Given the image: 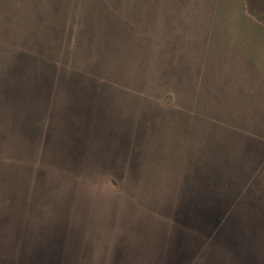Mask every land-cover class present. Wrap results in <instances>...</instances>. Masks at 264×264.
<instances>
[{
  "label": "rangeland",
  "instance_id": "1",
  "mask_svg": "<svg viewBox=\"0 0 264 264\" xmlns=\"http://www.w3.org/2000/svg\"><path fill=\"white\" fill-rule=\"evenodd\" d=\"M241 48L264 0H0V264H264V121L204 81Z\"/></svg>",
  "mask_w": 264,
  "mask_h": 264
},
{
  "label": "crops",
  "instance_id": "2",
  "mask_svg": "<svg viewBox=\"0 0 264 264\" xmlns=\"http://www.w3.org/2000/svg\"><path fill=\"white\" fill-rule=\"evenodd\" d=\"M238 1L241 2V0ZM255 36L256 38L262 39L259 34H255ZM259 46H261V44H259ZM235 49L237 50V47L233 46L230 50L233 51V53H237ZM244 49L246 50V55L243 53L245 50L243 51V48H241L240 52L237 54L240 58L239 60H237L238 58L234 56L233 53V58L230 59L229 57H225L224 63L218 59L219 63L216 64L220 73L222 71L221 75L218 73L217 79L215 76V69L211 70L212 73H210V75H212V78H207L204 81L208 82L209 91L212 82H224V105L225 111H227L228 114L230 113L228 117H238L242 120L246 118H256L258 123L261 124V122L264 121V63L259 60L262 55L261 48H259L260 56H258L259 50L251 53L249 48ZM225 51L224 56H228L227 54H229V52L227 49H225ZM216 64L213 65L214 67H210L216 68ZM177 70L178 82H186L185 86L187 85V88L192 82L201 81L200 77L202 76L199 75V71L194 64H179Z\"/></svg>",
  "mask_w": 264,
  "mask_h": 264
}]
</instances>
